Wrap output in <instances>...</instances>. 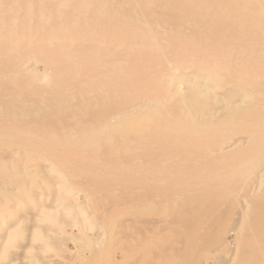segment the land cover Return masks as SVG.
I'll use <instances>...</instances> for the list:
<instances>
[{"label":"bare ground","instance_id":"6f19581e","mask_svg":"<svg viewBox=\"0 0 264 264\" xmlns=\"http://www.w3.org/2000/svg\"><path fill=\"white\" fill-rule=\"evenodd\" d=\"M134 35L141 40L132 42ZM218 75L226 84L210 96L205 82ZM49 87L59 99H77L67 113L104 107L99 128L85 135L46 126L55 148L44 150L30 138L38 130L27 117L15 123L3 115L0 136L18 150L50 153L78 176L83 166H96L93 187L102 194H150L160 200L158 214L177 206L175 225L166 218L152 233L179 237L187 249L162 246L159 264L173 255L188 262L214 225L217 248L208 259L264 264V0H9L0 9V101L17 113ZM198 93L206 101L195 100ZM127 105L139 111L129 114ZM148 113L157 120L145 123ZM125 205L132 212L140 201L130 197ZM203 207L207 213L199 214ZM10 243L0 246V261L12 264Z\"/></svg>","mask_w":264,"mask_h":264},{"label":"rangeland","instance_id":"374dc122","mask_svg":"<svg viewBox=\"0 0 264 264\" xmlns=\"http://www.w3.org/2000/svg\"><path fill=\"white\" fill-rule=\"evenodd\" d=\"M7 1L9 0H0V9L7 5ZM48 9L49 8H46V10ZM85 10L87 12L90 11V9ZM5 12L10 15L15 13L11 6L6 7ZM128 15L129 14L125 12V17L128 18ZM127 22L129 23V21ZM140 40L141 35H134L131 39L132 42H139ZM211 79L212 78H209L205 82V85L208 87V92L210 90V96H214L215 92L223 90L220 88L226 84V81L222 79L220 75L212 80ZM51 90L53 93V89L51 87L42 91L40 100L38 101H32L30 99V101L27 102L29 104L22 107V109H20L22 111L19 110L20 112L17 113H13L10 109H8L9 104L7 103V99L0 101V108H2L0 111V118L3 115L5 118L4 119L2 117V120H0L7 122L16 121L15 123H21L24 122V118L27 117L26 124L36 125L38 130L30 138L34 139V141H42L39 144L43 149L55 148L53 142L49 140L51 135L48 131L51 130H47L51 129V127H54L52 129L57 132L69 129L71 132H82L85 135H89L95 131L96 128H99V122L104 115V107L103 109L100 106H94L93 108L95 110V114L79 115L67 113L70 111L69 109L74 105L77 99L74 97L68 98L69 96H67V98L63 97L59 99L56 94H51ZM47 96H50L48 98L51 101L46 98ZM194 97V99L200 103L206 101V96L204 94L198 93L195 94ZM85 101L86 100H84L81 106L87 105ZM34 102L36 104H34ZM49 102L50 106H46ZM54 102H56L57 105H54L56 104ZM156 105L159 107L158 104ZM47 107H49V109ZM126 108L131 110L129 114H134L139 111V107H137V105H127ZM37 116L41 117L37 119L35 118ZM34 120L38 123H35ZM156 120V116L148 113L144 117L143 121H145V123H150ZM76 121L79 122L77 123ZM88 121H91V123L86 124ZM69 123L71 125H69ZM35 151L36 150H33L32 148L18 150L15 147V143H13V139H9L7 136L3 135L0 136V246L5 244L8 239H12V244H9V246L11 245L12 247L10 257L14 260L12 264H126L129 260H131L133 264H159L161 259L160 251L162 248L167 249L172 245L173 248L178 247L180 252H184V250L186 251V245L179 241L175 242V239H180L179 237L177 238L171 236L168 237L169 241H167L165 237L162 238V236H154L152 233L154 232L153 230L155 229L153 228L157 225V223H159L157 225L158 227L160 224H166L168 222L164 221L166 218L167 220L173 219L174 215L170 216V214L174 212L177 213V206L171 208L165 207V209L163 208V211L159 210V214L164 217L162 219L157 210L158 207L162 209L161 206H158L160 200L158 199V201L157 199L150 198V194L135 192L134 194L136 196H134L125 188L120 189L122 191L121 193L120 190L116 191L117 195L111 193L102 194L101 191H95V185L97 183L95 179V170H97V168H95L96 166H83L84 172L81 174V177L72 171L70 172V166H65L61 164L62 162L57 163V161H53L50 153H45V151L40 152V150ZM129 151L131 150H128V147L127 149L125 147V154ZM38 153L41 154L38 155ZM28 193H30V195ZM140 193H142V195ZM109 195L111 196L109 197ZM116 196L120 197L117 198ZM130 197H134L135 199L138 198L140 201V207L135 208L132 212H130L131 208H129L131 206L125 205V201H129ZM149 198L150 200L152 199V202H146V200L149 201ZM153 200H155L156 203L153 202ZM120 201H122V203L119 204L120 206H117L118 204L116 202L119 203ZM100 202H102L103 205H101L102 203L100 204ZM110 202L112 205H110ZM18 204L20 206L19 208ZM115 204H117V207ZM109 205L113 207H109ZM108 207L110 209H108ZM6 209L8 210L6 211ZM207 211L208 209L203 207L199 211V214L203 212L207 213ZM157 217L160 219V222H157ZM176 217L178 218L180 215H175V221H178L179 219H176ZM131 218H133L134 221L131 220ZM145 218H148L149 220ZM142 220L145 221L141 222ZM171 221H169L170 225H175V221ZM218 227L219 225L210 227L206 231L207 237L192 250H189V261H185L186 263L215 264L212 259H208L209 255L207 253L211 252L210 250L217 248ZM146 231H148V233ZM138 232L140 233L137 234ZM46 233L47 235H45ZM165 234L166 232L164 231V234L162 235L169 236ZM15 236L17 238H15ZM114 236H117L120 240L117 246L112 245L111 239ZM125 236L128 237L126 238L127 240H125ZM226 239L229 243L233 242V237L231 235H228ZM182 248L184 249L182 250ZM157 252H159V254ZM100 253L103 255L102 259V255H100ZM106 254L109 257L106 256ZM149 259L150 262L148 261ZM178 261L179 258L177 256L174 257L173 255L171 257H167L166 264H177ZM8 262V260H5V262L3 260L0 261V264H9ZM180 263L181 262L179 261L178 264Z\"/></svg>","mask_w":264,"mask_h":264}]
</instances>
